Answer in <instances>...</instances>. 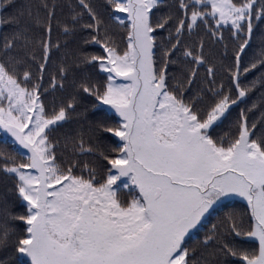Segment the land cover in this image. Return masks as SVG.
<instances>
[{"label": "snow or ice", "instance_id": "obj_1", "mask_svg": "<svg viewBox=\"0 0 264 264\" xmlns=\"http://www.w3.org/2000/svg\"><path fill=\"white\" fill-rule=\"evenodd\" d=\"M0 264H264V0H0Z\"/></svg>", "mask_w": 264, "mask_h": 264}]
</instances>
